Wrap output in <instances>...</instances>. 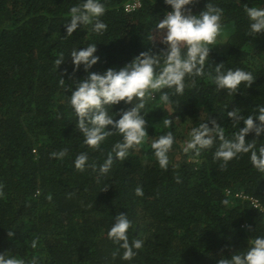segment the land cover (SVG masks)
Here are the masks:
<instances>
[{
  "label": "trees",
  "instance_id": "obj_1",
  "mask_svg": "<svg viewBox=\"0 0 264 264\" xmlns=\"http://www.w3.org/2000/svg\"><path fill=\"white\" fill-rule=\"evenodd\" d=\"M127 1L103 0L102 20L108 26L103 35L81 26L66 38L70 7L80 0H0V253L26 260L35 256L38 264H218L264 235V213L251 201L234 197L245 194L264 208V174L249 157L221 167L213 159L214 149L199 157L182 151L188 133L205 120H216L230 137L238 128L231 125L228 111L239 108L246 117L264 106V34L255 39L247 34L244 12L245 5L264 7V0H212L224 15L206 73L214 75L220 64L225 70L242 68L255 77L252 86L229 96L207 76L197 77L194 85L186 80L182 96L170 93L167 106L160 104L158 93L155 99L146 98L149 139L101 175L99 165L121 137H109L96 151L83 145L67 96L88 73L83 66L74 71L69 55L96 43L100 60L91 71L102 74L123 68L142 52L160 54L165 45L153 33L154 25L172 9L164 0H143L141 10L127 14ZM209 2L191 5L192 14L204 11ZM60 53L66 59L57 69L54 60ZM131 107L121 102L109 113L119 119ZM166 119L172 120L169 128L164 127ZM168 131L176 140L165 171L150 145ZM256 139L254 133L246 137ZM64 149L68 154L63 160L52 157ZM85 151L96 171L74 168L75 157ZM137 186L143 197L135 195ZM120 213L132 221L130 239L145 241L131 262L113 257L116 246L107 238ZM10 229L15 231L11 238ZM37 238L33 250L30 242Z\"/></svg>",
  "mask_w": 264,
  "mask_h": 264
},
{
  "label": "clouds",
  "instance_id": "obj_2",
  "mask_svg": "<svg viewBox=\"0 0 264 264\" xmlns=\"http://www.w3.org/2000/svg\"><path fill=\"white\" fill-rule=\"evenodd\" d=\"M198 2L199 0H164L172 10L154 25L153 33L158 34L165 45L160 54L142 52L123 68H110L101 74L91 71L100 60L96 55V43L70 52L73 70L79 71L83 66L88 73L85 79L75 85L71 96H67V102L77 118L76 128L83 137V145L89 151H96L109 137H121L99 165L101 175L107 174L116 160L124 161L130 151L139 150L146 139H149L146 98L155 99L154 94L158 93L160 104L167 106L171 103L170 93L182 96L186 80L191 79L194 85L197 77L207 76L217 90L227 91L229 96L240 93L242 88H250L255 82L252 72L242 68L225 70L223 64L215 67L214 75L206 73L212 46L218 43L217 38L221 34L224 9L210 0L204 11L194 15L190 6ZM244 12L249 20L247 34L253 39L258 34H264V7L245 5ZM105 14L106 5L103 0H80L70 7V20L64 24L66 38L73 37L81 26L87 29V33L103 35L108 29L102 20ZM65 59L64 53H60L54 60L57 69ZM60 84H65L64 79H60ZM121 102L132 107L120 112L119 119H116V114H110L109 109L113 110ZM241 112L239 108L227 112L231 125L238 128L230 137L226 135L225 128L211 118L193 127L183 142V153L199 157L202 152L214 149L213 159L221 162V167L247 155L253 168L264 174V142L259 140L264 137V106H258L253 114L246 117ZM163 124L165 128H169L172 120L166 119ZM253 133L257 139L246 140ZM175 140L173 132L168 131L151 142L153 155L162 170L166 171L169 167V153ZM89 151L81 152L75 157L73 165L76 170L83 172L87 167L97 170L95 163L89 164ZM67 154L68 150L64 149L52 153V157L63 160ZM134 191L137 197H143L142 187L137 186ZM2 195L3 192L0 191V196ZM39 195L40 192L37 191L36 196ZM48 199L51 200V196ZM222 203L227 206L229 200L225 199ZM132 226L129 216L120 213L107 231V238L116 246L113 257L119 255L126 262H131L145 243L141 238L130 239ZM14 235L15 231L10 229L8 236L11 238ZM38 245V238L31 240V249L36 250ZM0 264H38V258L33 256L26 260L11 253H0ZM218 264H264V235L250 239L244 251L233 252L230 258L222 257Z\"/></svg>",
  "mask_w": 264,
  "mask_h": 264
},
{
  "label": "built area",
  "instance_id": "obj_3",
  "mask_svg": "<svg viewBox=\"0 0 264 264\" xmlns=\"http://www.w3.org/2000/svg\"><path fill=\"white\" fill-rule=\"evenodd\" d=\"M143 6V0H128L125 5H124V11L126 13H135L137 11H139ZM231 194V193H229ZM236 198H242L244 200H249L252 202V204L256 207L259 208L263 213H264V208L260 206V204L258 203L257 200H254L252 198H250L249 196L245 195V194H237L236 196H234Z\"/></svg>",
  "mask_w": 264,
  "mask_h": 264
},
{
  "label": "rangeland",
  "instance_id": "obj_4",
  "mask_svg": "<svg viewBox=\"0 0 264 264\" xmlns=\"http://www.w3.org/2000/svg\"><path fill=\"white\" fill-rule=\"evenodd\" d=\"M220 40V39H219ZM221 41H224V39H222Z\"/></svg>",
  "mask_w": 264,
  "mask_h": 264
}]
</instances>
